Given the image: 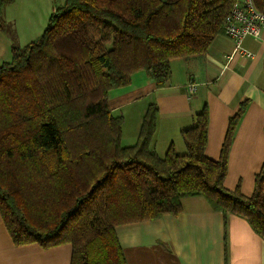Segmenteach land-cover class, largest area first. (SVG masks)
I'll return each instance as SVG.
<instances>
[{"label": "trees", "instance_id": "obj_1", "mask_svg": "<svg viewBox=\"0 0 264 264\" xmlns=\"http://www.w3.org/2000/svg\"><path fill=\"white\" fill-rule=\"evenodd\" d=\"M0 0V30L6 31ZM235 0H64L42 33L11 45L0 64V216L14 245L72 247L70 264H127L117 226L177 216L181 199L204 197L245 219L264 239V163L250 195L223 186L234 130L228 120L217 160L204 154L206 106L180 131L186 152L152 147L150 104L134 144L121 143L123 117L108 93L143 71L167 85L170 62L207 52ZM264 12V0H253Z\"/></svg>", "mask_w": 264, "mask_h": 264}, {"label": "crops", "instance_id": "obj_2", "mask_svg": "<svg viewBox=\"0 0 264 264\" xmlns=\"http://www.w3.org/2000/svg\"><path fill=\"white\" fill-rule=\"evenodd\" d=\"M51 3L19 0L27 31L33 25L44 29L57 7ZM234 47L232 39L219 34L206 53L172 59L170 78L161 88L143 71H136L128 85L109 91L108 105L114 115L123 117V146L135 143L147 107L156 105L152 147L160 156L170 145L178 154L186 152L180 131L191 127L194 116L206 106L204 154L217 160L228 120L246 100L229 148L223 186L234 189L239 185L243 194L250 195L254 175L264 163V33L242 40L241 47L250 55L235 52ZM189 81L196 83L191 97L185 91ZM181 206L177 216L164 214L117 226L127 264H264V239L245 219L224 216L201 196L183 197ZM71 253L69 243L50 248L33 243L14 245L0 216V264H70Z\"/></svg>", "mask_w": 264, "mask_h": 264}, {"label": "built area", "instance_id": "obj_3", "mask_svg": "<svg viewBox=\"0 0 264 264\" xmlns=\"http://www.w3.org/2000/svg\"><path fill=\"white\" fill-rule=\"evenodd\" d=\"M264 33V12L258 10L253 0H235L224 19L223 34L232 39L235 52L250 55L241 47L247 36L259 37ZM188 97L196 92V83L189 81L185 85Z\"/></svg>", "mask_w": 264, "mask_h": 264}, {"label": "rangeland", "instance_id": "obj_4", "mask_svg": "<svg viewBox=\"0 0 264 264\" xmlns=\"http://www.w3.org/2000/svg\"><path fill=\"white\" fill-rule=\"evenodd\" d=\"M14 2L17 4L11 3L3 9L2 13L7 29L5 32L0 30V64L10 59L9 47L11 45L23 46L36 39L43 31V27H37V25H33V28L27 31V21H24L25 15L20 12L19 0H14ZM63 2L64 0H52L54 6L57 7Z\"/></svg>", "mask_w": 264, "mask_h": 264}]
</instances>
